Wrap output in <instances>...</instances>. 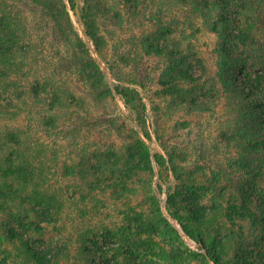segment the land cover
<instances>
[{"label":"trees","instance_id":"16d2710c","mask_svg":"<svg viewBox=\"0 0 264 264\" xmlns=\"http://www.w3.org/2000/svg\"><path fill=\"white\" fill-rule=\"evenodd\" d=\"M25 4L38 10L39 20L24 13L21 5ZM115 6L119 11L113 17H119V22L123 21L121 8H126L128 24L138 17L144 21L139 31L128 25V35L112 47L116 52L111 55L101 29L103 15L112 19L109 0H0V264H264V0H117ZM71 10L83 21L106 69L76 27ZM198 22L220 37L210 63L193 39L188 40L199 31ZM42 28L60 44L70 45L66 52L57 48V61H44L48 70L44 73L37 55L43 50L34 37ZM122 45L126 50L117 57ZM136 45L143 54L131 57ZM144 54L166 58L157 82L165 92L177 94L180 103L208 112L227 97L239 125L248 129V134L245 129L233 137L246 151L243 157L250 164L243 166L246 178L235 175V166L226 177L199 181L184 177L173 155L167 160L180 182L176 195L170 194L169 207L183 197L187 206L171 212L208 250L204 254L189 247L164 211L154 185V169L148 161L151 148L144 140V136L153 140V132L141 114L147 106L137 88L149 73L141 77L122 69V63L135 68ZM212 65L217 67L215 76L204 79ZM73 71L88 90L87 96V91L72 87ZM108 71L119 81L115 90L136 114L133 118L140 127L132 129L130 143L119 144L112 137L82 141L84 133L103 124L121 135L117 111L98 116L85 102L113 96ZM218 83H222L219 90ZM253 130L263 134L253 136ZM51 132L54 141H47ZM154 134L163 147L161 132L155 129ZM159 159L158 164L165 166L164 158ZM74 176L81 178L83 188L100 193L105 187L113 191L122 186L115 203L127 193L137 195V201L127 199L114 216L115 203H106L96 194L92 196L97 201L95 210L83 203L73 205L79 212L73 217L68 180ZM222 180L228 183L222 185ZM138 182V188L130 187ZM83 188L79 200L86 202ZM142 193L147 195L140 202ZM68 210L69 217L64 216ZM184 210L209 226L207 232H228L238 242L245 240L246 249L229 257L231 250L219 249L223 244L211 236L210 243L219 246L213 250L201 228L191 231ZM239 220L248 225L239 223L244 233L236 235L225 222ZM53 230L49 242L45 236Z\"/></svg>","mask_w":264,"mask_h":264},{"label":"rangeland","instance_id":"374dc122","mask_svg":"<svg viewBox=\"0 0 264 264\" xmlns=\"http://www.w3.org/2000/svg\"><path fill=\"white\" fill-rule=\"evenodd\" d=\"M109 2L111 3V5H113V9L111 10L112 19H110V17L106 15H103L101 29H103V33L107 35L108 42L111 45L110 53L111 55H114L116 51H112V47L114 45H121V39L123 40L126 35H128L126 31L128 25H134V27H136L135 30L139 31L141 22H143L144 19L142 17H138L135 20L134 24H128V13H126V8H121L123 21L119 22V17H113L117 16L116 10L119 11L115 6L117 0H109ZM21 8L29 17H34L38 12L37 9L32 8L29 4H25L23 6L21 5ZM144 11H146V7L142 6L140 12L144 13ZM71 14L75 21L76 27L84 37L87 45L91 48L94 55L99 58L101 64L106 69L105 63L100 57L94 41L85 32L83 21H81L77 17L73 10H71ZM34 18L36 20H39V16H35ZM195 27L199 28V31H194V35L188 36V40L193 39L194 44L197 45V49H200L203 52V57L205 59L207 58L209 60L207 62L210 63L214 60V56L212 55V53L214 54V49L217 46L220 37L218 33L211 31L204 25H200L199 22L198 24H195ZM38 33V36L36 35L34 37L38 46L43 50V54L37 55L40 63L39 68L44 73V70L48 71L44 61H50V59H54V61H57L55 60L58 58L57 48L60 47L59 49H61L62 52H66L67 49H69L70 45H68L67 42H63L60 44L46 29L42 28L40 31H38ZM188 33L189 31L186 32L187 35H189ZM140 47V45L134 47L133 52L131 53V57L137 56L140 53L143 54V50ZM125 50L126 49L123 45L119 46L116 53L117 57H119L120 54H123ZM117 61H121L120 58H117ZM165 68L166 58H160L155 54L150 57H147V55L144 54L135 68L126 66L124 63H122V69L124 72H131L134 75L138 73L139 75H141V77H143L142 74L144 72H146L147 74L149 73L148 78L142 82V85H137V88L140 90L143 101L147 106L146 108L141 109V114L143 116V119H146L149 129H151L153 132V140H149L145 136L144 140L149 144L151 148V156L148 161L150 160V165L152 163L154 169V185L158 190V194L160 196L164 211L170 216L172 221L177 224L180 231L183 233L184 239L186 240L189 247L193 251L204 254L208 250L198 239L194 238L192 235L186 232V230L182 226L181 221L171 212L173 211V213H176L178 208L187 206V203L184 204L185 200L183 201V197H177L176 206L173 207L171 205L169 207L171 203L169 199L170 194L176 195V192L178 190V187H176V185H180V182L174 176V173L170 170V163H167V160L169 161L170 156L173 155V158L175 159L179 169L181 170V174L183 173L184 177H192L199 181L221 174L226 177V172H229V170H233V167L235 166V175H244L246 170L243 168V166L250 164H248V161L244 159V157H246V151L241 149V141H239V139L233 140V137L237 133H245V129L247 130L246 133L248 134V129L246 127L242 129L239 125L241 124V122L239 123L237 114L231 110V107L229 106L227 101V97H223L219 101H217L211 111L202 112L200 110H195V108L190 106L189 103H180V101L178 100V96H176L177 94H174V92H169L170 94L168 93V91L165 92L164 86L161 83L157 82L159 75ZM216 68L217 67L214 65L210 66L209 71L205 73L203 78L210 79L214 77L216 74L214 70ZM108 75L111 86L114 89L113 96H109L108 99H103L97 102L93 100H86V97L85 102L86 106L89 105L90 108L95 111V115L98 116L104 113H112V111H117L116 114L118 115V121L116 122V128L120 130L121 135L116 134L107 124H103L99 126L97 131L90 132L88 134L84 133L82 141L88 139L90 143L91 139L96 138H101L105 141H108L106 140V138L112 137L119 144L130 143L131 137L134 136V131L132 129L138 128L140 130L137 120L134 119L136 117V114L132 112V110L126 105L123 97L116 92L115 85H119V81L116 80L109 71ZM70 78L72 87H74L77 92L87 91L85 93V96H87L88 90L85 89L83 82L74 73V71L70 75ZM221 86L222 83H218L216 89H221ZM175 104L177 106H175ZM125 116H127L128 118H125ZM155 129L161 132L163 136V147H165L166 149H163L162 144H160V142L157 140L156 135L154 134ZM251 132V135L253 136L256 135L255 132L258 134L264 133L257 132V130H255V132L254 130ZM46 136L47 141H54L55 132H51ZM160 157L164 158L165 166L163 167L158 164V160H160ZM73 158H77L76 153L74 154ZM189 172H191V175L188 174ZM140 178L145 181V177L141 176ZM244 178H246L245 175ZM68 183H70L71 193L74 198V200H71L73 204H71V207L69 208L73 217H77L79 213L77 208H74L73 205L81 206L83 203V205H87L88 210L94 211L95 208L93 206L97 201H95L92 196L97 194L100 197V200H104L106 203H115V196L118 197V195H121V190H123L122 186L114 188L113 191L112 188L105 187L106 191H102V193H100L97 190L90 189L86 186L83 188L81 178L79 176L72 177L70 180H68ZM221 183L222 185H224L228 182L222 180ZM130 187H132V189L138 188L139 182L136 184H131ZM81 188H83L86 202H83V199L81 201L79 200ZM146 195L147 193H142L140 195L139 201L142 202L144 199H146ZM133 198L137 201V195L127 193L123 198L117 199L115 203L116 210L115 212L114 209L112 210V212H114L113 214L117 213V209L122 208L121 203L127 201V199ZM69 210L68 212H64V216L66 215L69 217ZM114 216H117V214ZM183 217L184 221L189 225L191 231H195L198 228L202 229L200 231L202 233H205L206 239L207 241H209V245H212V242L210 243V237L217 236L220 244L223 245L219 247L214 246L213 244L211 246L213 250H217L218 247L219 249H223V247L225 246L227 249L231 250V254L229 255V257H235L234 254H236L238 251H244V249H246L245 245L247 243L245 244V240L241 239V242H238V239L234 238L233 234L228 232H226L225 234H222V232L220 233L215 230H210V232H207L209 226L202 225L197 219L191 217L189 213H186L185 210L183 212ZM239 223L245 226L248 225L247 221L244 220H239L237 224H229L225 222V225L226 228L230 229V231L232 230V232L236 233L237 235V233H244L239 229ZM51 237H54V230L46 235L45 239L50 242L52 239ZM226 238L229 239V242H225ZM52 244L54 245V240L52 241ZM219 254L222 256L221 252H219ZM222 257L223 259H228V255ZM201 259L202 258L200 257L199 260ZM194 264L203 263L194 261Z\"/></svg>","mask_w":264,"mask_h":264}]
</instances>
